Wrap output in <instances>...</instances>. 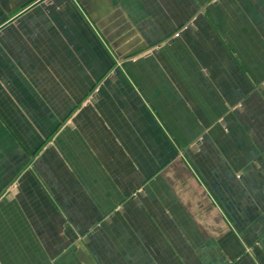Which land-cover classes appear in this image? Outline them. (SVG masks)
<instances>
[{"label": "crops", "instance_id": "obj_1", "mask_svg": "<svg viewBox=\"0 0 264 264\" xmlns=\"http://www.w3.org/2000/svg\"><path fill=\"white\" fill-rule=\"evenodd\" d=\"M0 264H264V0H0Z\"/></svg>", "mask_w": 264, "mask_h": 264}, {"label": "rangeland", "instance_id": "obj_2", "mask_svg": "<svg viewBox=\"0 0 264 264\" xmlns=\"http://www.w3.org/2000/svg\"><path fill=\"white\" fill-rule=\"evenodd\" d=\"M182 30H185V28L183 27L182 28ZM182 30H180V31H182ZM178 35L177 36H179V33H177ZM176 35V34H175ZM175 35H174V38H176L175 37ZM138 57H140V55L138 54V52H136V53H133V54H131V55H129V56H127V58L129 59V60H135L136 58H138ZM118 61V60H117ZM121 65V63H119V62H117V68L119 67V66Z\"/></svg>", "mask_w": 264, "mask_h": 264}, {"label": "built area", "instance_id": "obj_3", "mask_svg": "<svg viewBox=\"0 0 264 264\" xmlns=\"http://www.w3.org/2000/svg\"><path fill=\"white\" fill-rule=\"evenodd\" d=\"M215 1H216V0H215ZM177 35H178V34H176L175 37H178Z\"/></svg>", "mask_w": 264, "mask_h": 264}]
</instances>
